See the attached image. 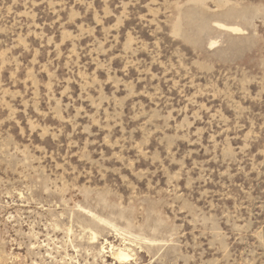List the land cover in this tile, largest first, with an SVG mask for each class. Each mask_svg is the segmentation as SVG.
<instances>
[{
    "label": "rangeland",
    "instance_id": "rangeland-1",
    "mask_svg": "<svg viewBox=\"0 0 264 264\" xmlns=\"http://www.w3.org/2000/svg\"><path fill=\"white\" fill-rule=\"evenodd\" d=\"M0 264H264V0H0Z\"/></svg>",
    "mask_w": 264,
    "mask_h": 264
},
{
    "label": "bare ground",
    "instance_id": "bare-ground-1",
    "mask_svg": "<svg viewBox=\"0 0 264 264\" xmlns=\"http://www.w3.org/2000/svg\"><path fill=\"white\" fill-rule=\"evenodd\" d=\"M221 24V23H220ZM222 25V24H221ZM225 26V25H224ZM230 28V30L232 31H240L238 29V27L235 26H228ZM89 239L91 240V242H94L97 238V235L94 231H92L91 229H89ZM131 241V240H130ZM115 245H110V250H111V254L116 257L119 260H125L127 258H129L130 256V251L128 248L124 247V248H114ZM101 249H103V247H101Z\"/></svg>",
    "mask_w": 264,
    "mask_h": 264
}]
</instances>
